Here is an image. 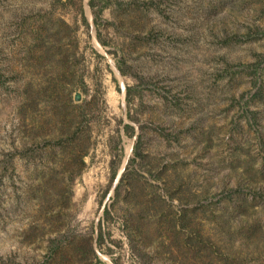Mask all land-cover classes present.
<instances>
[{"label":"rangeland","instance_id":"374dc122","mask_svg":"<svg viewBox=\"0 0 264 264\" xmlns=\"http://www.w3.org/2000/svg\"><path fill=\"white\" fill-rule=\"evenodd\" d=\"M106 1L0 0V264H264V0Z\"/></svg>","mask_w":264,"mask_h":264},{"label":"trees","instance_id":"16d2710c","mask_svg":"<svg viewBox=\"0 0 264 264\" xmlns=\"http://www.w3.org/2000/svg\"><path fill=\"white\" fill-rule=\"evenodd\" d=\"M101 1H103V7H105L107 4V1L106 0H101ZM89 6L90 7H93V4H92V2H89ZM64 26H65V24L64 23H62ZM126 94H127V96H128V94H130V88H127L126 89ZM67 95V94H66ZM125 127H127V128H129V129H131V127L130 126H125ZM77 132H80V131H73V132H68V137H66L65 139L63 138V137H61L59 140L61 141V139H62V141H63V144L65 143V142H71V143H73V142H75L79 137H78V134H77ZM61 142H58V145L60 144ZM62 144V143H61ZM136 147V146H135ZM135 155H138V153H136V151H135ZM82 156H83V154H80L79 156H78V163L79 164H81L82 163V165H83V162H82ZM112 176H113V174H112ZM112 178V177H111Z\"/></svg>","mask_w":264,"mask_h":264}]
</instances>
